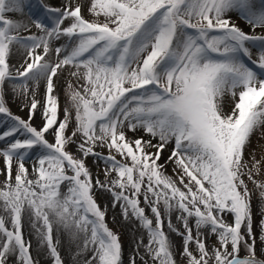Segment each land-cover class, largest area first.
<instances>
[{
    "label": "snow or ice",
    "instance_id": "snow-or-ice-1",
    "mask_svg": "<svg viewBox=\"0 0 264 264\" xmlns=\"http://www.w3.org/2000/svg\"><path fill=\"white\" fill-rule=\"evenodd\" d=\"M0 264H264V0H0Z\"/></svg>",
    "mask_w": 264,
    "mask_h": 264
},
{
    "label": "rangeland",
    "instance_id": "rangeland-1",
    "mask_svg": "<svg viewBox=\"0 0 264 264\" xmlns=\"http://www.w3.org/2000/svg\"><path fill=\"white\" fill-rule=\"evenodd\" d=\"M16 18H19V17H16ZM63 103H64V97H63V95H61V106H63ZM11 107H12V111L13 112H16L17 114H19L21 116H24L25 115L24 112L18 111L16 105L13 104V105H11ZM253 146L254 147H257V158H259L261 152H260L259 147L257 146V138L256 137H253ZM101 178H103V177H101ZM108 219H109V226L112 227L113 230H116L115 229V226L111 223V213H109ZM123 240H124L125 248L127 249V247H128V237H127V235H125L123 237Z\"/></svg>",
    "mask_w": 264,
    "mask_h": 264
},
{
    "label": "bare ground",
    "instance_id": "bare-ground-1",
    "mask_svg": "<svg viewBox=\"0 0 264 264\" xmlns=\"http://www.w3.org/2000/svg\"><path fill=\"white\" fill-rule=\"evenodd\" d=\"M25 19H27V17H24Z\"/></svg>",
    "mask_w": 264,
    "mask_h": 264
}]
</instances>
